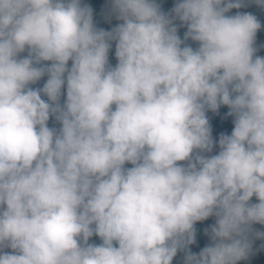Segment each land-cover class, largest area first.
Masks as SVG:
<instances>
[{
	"label": "clouds",
	"instance_id": "9594fccd",
	"mask_svg": "<svg viewBox=\"0 0 264 264\" xmlns=\"http://www.w3.org/2000/svg\"><path fill=\"white\" fill-rule=\"evenodd\" d=\"M244 6L111 0L122 23L105 31L81 0H0V264L247 258L250 234L264 238L252 230L264 225V58L257 18L226 15ZM176 19L198 48L181 47ZM221 105L234 129L208 157L206 111ZM213 216L211 244L192 253L195 223Z\"/></svg>",
	"mask_w": 264,
	"mask_h": 264
},
{
	"label": "trees",
	"instance_id": "16d2710c",
	"mask_svg": "<svg viewBox=\"0 0 264 264\" xmlns=\"http://www.w3.org/2000/svg\"><path fill=\"white\" fill-rule=\"evenodd\" d=\"M160 5L162 12L166 14H171L174 5L178 0H156ZM82 6L87 5L92 9L93 13V23L97 29H103L105 31H111L118 24L122 23L116 19L115 14L111 10V0H81ZM244 7L239 9H231L226 15L234 16L237 13L241 14H252L259 21L261 27L256 33L254 47L257 49L255 56H260L264 58V7L255 4L254 0H244ZM177 26V35L180 37L184 43L181 47L191 46L193 49L199 47L198 42H194L191 39L184 40V34L187 31V26L182 25V23H174ZM111 48L108 53L109 65L115 67L118 61L115 58V41L111 42ZM27 56V51L20 54V57ZM45 64H50L51 62H43ZM71 67V61L68 64ZM47 75H45L40 81L34 85H30L32 88H40L47 80ZM42 99L47 100V97L42 95ZM66 99V86L62 89L61 104H63ZM114 108V107H113ZM229 109L225 105H221L219 109L215 112L211 110L206 111V117L209 121V126L211 129V134L216 135L220 133L224 135H231L234 129V117L227 115ZM48 127L59 129L61 125L54 119V117L49 118ZM259 201L253 196L250 203H258ZM216 218L209 217L207 220L196 222L194 228L196 230L195 243L188 246L194 254H199V252L206 246L211 244L210 235H206L207 230L210 233V227L215 224ZM253 233L259 231L264 232V225L253 224ZM250 239L252 241V248L246 259H242L237 262V264H264V238H256L254 234H250ZM90 244L100 245L102 243L101 239L93 235L88 241ZM114 246L115 245L114 242ZM185 250H179L176 256L173 258L172 264H184Z\"/></svg>",
	"mask_w": 264,
	"mask_h": 264
},
{
	"label": "rangeland",
	"instance_id": "374dc122",
	"mask_svg": "<svg viewBox=\"0 0 264 264\" xmlns=\"http://www.w3.org/2000/svg\"><path fill=\"white\" fill-rule=\"evenodd\" d=\"M173 23H181L178 19H176V20H174L173 21ZM116 58V57H115ZM117 60V59H116ZM113 107H115V106H113ZM222 132V130H220V133ZM220 133H218V134H216V135H212L211 134V136H212V139H213V141H214V146H213V150H212V152H205V153H203V155H205V156H208V157H210V156H213V155H217L218 153H219V145H218V141H219V137H220ZM179 164H186L187 162H185V161H182V162H178ZM132 167V165L131 164H129V163H126L125 164V168H131ZM213 218H215L214 216H213ZM6 249H4V251H5ZM5 252H9V253H11L12 252V250L11 249H7Z\"/></svg>",
	"mask_w": 264,
	"mask_h": 264
},
{
	"label": "crops",
	"instance_id": "0c3cea01",
	"mask_svg": "<svg viewBox=\"0 0 264 264\" xmlns=\"http://www.w3.org/2000/svg\"><path fill=\"white\" fill-rule=\"evenodd\" d=\"M6 250H7V248H6ZM6 250H5V251H6Z\"/></svg>",
	"mask_w": 264,
	"mask_h": 264
}]
</instances>
